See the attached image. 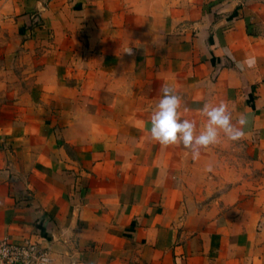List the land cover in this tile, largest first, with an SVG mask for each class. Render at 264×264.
<instances>
[{"label":"crops","instance_id":"0c3cea01","mask_svg":"<svg viewBox=\"0 0 264 264\" xmlns=\"http://www.w3.org/2000/svg\"><path fill=\"white\" fill-rule=\"evenodd\" d=\"M165 84L198 128L206 102L244 113L264 173V0H0V240L47 264H264L263 188L219 192L212 147L151 139Z\"/></svg>","mask_w":264,"mask_h":264},{"label":"clouds","instance_id":"9594fccd","mask_svg":"<svg viewBox=\"0 0 264 264\" xmlns=\"http://www.w3.org/2000/svg\"><path fill=\"white\" fill-rule=\"evenodd\" d=\"M126 52L131 54V48ZM228 55L231 58L230 52ZM256 63L255 56L246 55L243 60L236 62V67L244 71L245 68H254ZM161 93L150 116V137L163 148L182 145L193 160H198L201 150L218 145L222 139L232 142L245 139L248 118L240 113L234 119L227 103H204L199 111L205 119L198 128L195 120L183 118L182 112L187 113L189 109L183 106L182 97L172 87L163 85Z\"/></svg>","mask_w":264,"mask_h":264},{"label":"rangeland","instance_id":"374dc122","mask_svg":"<svg viewBox=\"0 0 264 264\" xmlns=\"http://www.w3.org/2000/svg\"><path fill=\"white\" fill-rule=\"evenodd\" d=\"M214 181L220 184L219 192L227 191L234 186H242L240 195L246 197H259L264 190V173H260L259 166L250 163L246 155L243 140L232 142L222 139L221 143L212 146ZM262 201V220L264 224V194Z\"/></svg>","mask_w":264,"mask_h":264},{"label":"built area","instance_id":"2783aa9c","mask_svg":"<svg viewBox=\"0 0 264 264\" xmlns=\"http://www.w3.org/2000/svg\"><path fill=\"white\" fill-rule=\"evenodd\" d=\"M49 253L38 242L24 240L13 243L7 239L0 240V264H47Z\"/></svg>","mask_w":264,"mask_h":264}]
</instances>
